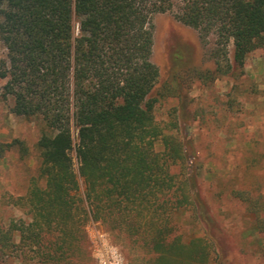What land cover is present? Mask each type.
I'll use <instances>...</instances> for the list:
<instances>
[{
    "label": "trees",
    "instance_id": "16d2710c",
    "mask_svg": "<svg viewBox=\"0 0 264 264\" xmlns=\"http://www.w3.org/2000/svg\"><path fill=\"white\" fill-rule=\"evenodd\" d=\"M173 7L174 0H0V97L12 100L14 116L42 123L38 174L22 203L31 218L0 227L1 256L75 264L91 218L146 249L150 264H212L213 237L173 234L174 211L201 204L192 178L170 170L185 163L184 144L154 118L150 21ZM175 18L232 40L237 66L255 50L264 56V0H180ZM183 58L173 55L174 68L189 62ZM14 144L24 155L13 139L0 142V156Z\"/></svg>",
    "mask_w": 264,
    "mask_h": 264
},
{
    "label": "rangeland",
    "instance_id": "374dc122",
    "mask_svg": "<svg viewBox=\"0 0 264 264\" xmlns=\"http://www.w3.org/2000/svg\"><path fill=\"white\" fill-rule=\"evenodd\" d=\"M179 5L180 0H174L172 10L155 13L150 21V60L158 69L152 92L157 98L154 118L165 133L184 144L185 163L171 165L170 170L181 180L192 178L201 204L198 210L187 205L174 211L173 234L184 241L213 237L212 264H264V56L258 49L247 55L243 66L235 65L232 40L183 24L175 18ZM77 30L75 23V34ZM175 53L189 62L174 68ZM11 105L10 98L0 97V142L18 139L27 151L21 155L20 145L14 144L0 156V227L4 230L30 221L23 197L40 164L35 144L42 123L14 116ZM73 138L76 142V130ZM155 149L162 153L163 144L157 141ZM72 156L78 175L74 150ZM78 182L77 194L83 198L85 186L80 177ZM89 223L109 237L124 264H150L153 255L146 249L137 248L120 231L113 235L91 218L83 222L84 250L75 264H98ZM0 264L35 263L27 257L0 255Z\"/></svg>",
    "mask_w": 264,
    "mask_h": 264
},
{
    "label": "built area",
    "instance_id": "2783aa9c",
    "mask_svg": "<svg viewBox=\"0 0 264 264\" xmlns=\"http://www.w3.org/2000/svg\"><path fill=\"white\" fill-rule=\"evenodd\" d=\"M89 236L98 264H124L120 252L110 242L109 237L92 223H89Z\"/></svg>",
    "mask_w": 264,
    "mask_h": 264
}]
</instances>
